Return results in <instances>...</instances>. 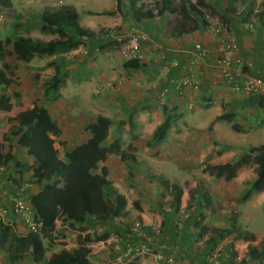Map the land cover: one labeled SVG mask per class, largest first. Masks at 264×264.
Returning a JSON list of instances; mask_svg holds the SVG:
<instances>
[{"label": "crops", "instance_id": "obj_1", "mask_svg": "<svg viewBox=\"0 0 264 264\" xmlns=\"http://www.w3.org/2000/svg\"><path fill=\"white\" fill-rule=\"evenodd\" d=\"M46 1L50 4L44 7V10H55L61 6L73 7L78 14L79 25L89 29L96 36L90 40L91 43L89 45L79 44L75 49L63 54L65 63L67 64L64 71L67 73L63 75L59 83L57 90L59 96L56 100L46 101L42 94L43 88L39 89L38 85L35 84L37 79L42 77L41 72H45L46 75L44 77L47 78L52 75L53 69L50 64L45 69H42V71L36 68L39 67L38 65L30 67V73L28 72V75H23L25 79L19 77V73L16 69H13L12 71L15 74L17 83L15 82V84L7 87L0 85V93L5 91L9 94L8 90H10L14 99L21 100L25 97V100L30 102L25 103L24 100L21 102L17 100V104H15L9 94L12 108L9 111L0 110V115L1 113H7V115L12 117L18 111L28 109L32 102L46 107L59 128V135L53 138L58 140V146L57 148L55 147L56 150L62 149L61 153L57 150L58 160L62 163H64L63 154L67 150L78 143L84 142L88 138L89 133L85 129V126L89 122L94 121L98 114H102L109 119L108 137L113 135L120 138L121 148L133 156V159L129 160L131 162H144L147 158L157 161L155 155L152 154L156 153L158 149H163L167 144H169L165 150L167 153L175 156L179 154L185 155L186 157L191 148L197 149L204 144L206 151L202 155V158H200V162L203 161V156L208 157L210 152L218 149H222V153L216 157L226 156L229 151H226L228 148L226 149L225 147H233L232 150L236 149L241 144V138L243 137L253 142L249 143V146L264 145V105L259 106L257 104L260 97L235 92L230 88L228 83L221 79L215 59L219 50V39L223 34H214L212 24L209 26L205 24L204 27H200L189 33L177 35L174 31V20H177V13L171 14L165 11L162 15H157V6L155 10H151L147 6V0ZM175 1L177 2V0ZM189 1L195 2V0ZM178 2L180 3V0ZM204 2L207 4V7H202L201 11L203 14L207 13L219 20L220 24L225 26L234 37L237 45V55L243 62L242 69L249 75L260 76L264 79V28L261 26L262 21H259L258 15L260 10H262L264 0H204ZM139 9L143 12L148 11L153 16L135 19ZM106 12L111 13L107 14ZM249 24H251V28H248ZM131 29H136L145 35V40L140 46L144 59L142 62H139L141 65L136 69L129 68L126 64L130 60L123 58L119 53ZM109 31H114L117 37L122 38V42H117L115 38L108 36L107 33ZM113 40L117 44H111L114 46L111 49L109 48L111 45L106 44ZM195 43L200 44V51L193 49ZM103 48L106 49L103 50ZM48 58L51 60L53 57ZM5 59L6 57L4 61L8 63ZM34 59L37 58L34 57L27 63H33ZM172 61H177L178 65L170 68L168 71H164L163 67ZM187 78H189L190 82L182 84ZM194 82H197V88H193L192 83ZM15 93L16 95L14 96ZM163 105L168 109L175 108L174 113L181 114V117L175 121L167 132L166 138L161 143L155 146H148L147 140L152 131L163 122L161 109ZM143 106L147 108L141 110L140 107ZM132 107H136L139 110L133 114L132 118L128 119L127 116L131 112ZM194 107L197 109L194 110ZM10 112L12 114H8ZM223 112L232 113L234 121L244 129L243 132H235L237 133L236 138L239 137L237 145L221 146L220 144L221 139L224 138L222 133L226 134L229 138H235L230 137L231 133L229 129L222 132L225 128L224 126L230 125L229 123L222 120L214 121L215 117ZM205 116H210V119L206 121ZM119 120L125 121L119 124ZM6 122V119L0 117L1 127H8L9 123ZM211 122H213L211 132L210 134H205L204 132L206 128L208 129ZM220 122L226 124H220ZM130 131L135 134V137L131 140L124 139ZM200 131L203 133L200 136H196V132ZM259 131H262V139L259 137ZM6 137L3 141L0 140V161L5 162V171L0 180V197L10 191L8 182L10 181L9 175L12 173V160L22 159L23 161H31L26 155L25 150L16 146L12 136L7 135ZM258 140L260 141L258 142ZM10 141L12 142L11 144L9 143ZM216 141L219 143L217 145L219 148L213 145L216 144ZM222 141L224 142V140ZM129 142L133 148L127 150L126 145ZM145 148L150 149L149 154H145ZM7 153L13 157L7 159ZM216 157L211 159L213 160ZM233 158L227 159V161H231ZM191 160H194V157ZM208 161L210 160H206L200 166L201 171L206 163H210ZM103 165L108 170L107 178L112 183V186L118 193L127 198L126 210L128 218H137L135 221L141 222L145 227L158 226V233L156 235L158 245L169 242V237L160 233L162 215L160 214V220L158 217L156 219L155 217H147L144 205L138 198L139 192L135 190L137 184L132 182L137 177L133 174L132 170H128V161L121 160L117 155L112 154L99 163V166ZM255 167L254 164H249L237 169L235 176L231 179V181L238 179L239 182H235L236 189L239 188V184H244L245 187L246 183L254 178ZM206 174L202 172L201 175ZM128 182L134 183L133 186L127 187ZM37 188L38 185L34 184L25 188V191L27 193L30 191L35 192ZM134 197L138 198L140 209H135L132 206L131 202ZM244 204L247 205L246 209L240 207L237 210L236 216L238 215V218H236L235 225L238 228L237 222L240 215H244L246 219H249L250 212H252L250 209L257 206L262 207L264 204V189L251 194L244 201ZM180 205L182 204L180 203ZM172 209L173 207L166 208L164 211L169 212ZM206 209V205L203 203L201 211L203 213L207 210L211 212V214H207L204 218V224H207V227L219 226L226 228L228 226L227 218L219 221L212 217L214 212L213 207L210 206ZM185 224L186 220H183L182 226H185ZM128 227L130 228V226ZM68 231L72 232L71 236L76 235L77 238H81L79 243L74 247L75 249L85 245L90 249V254L100 250V241L93 242L95 243V247H90L92 242L84 243L82 240L84 233L90 232L91 229L80 231L79 225H68L65 227L64 234ZM248 234H253L255 238L257 237L252 231H248ZM179 235L181 236V233ZM109 237L105 240H108ZM205 237L206 235L203 239ZM228 237L231 236L229 235L219 242L222 244V252L225 253L224 248L226 245L232 244L231 251L235 252V255L240 256V258H244L246 250L241 254L238 246L241 249L246 248L249 244H252V241L245 240L244 244L238 245L239 243L237 242H241V239L236 241L233 237L230 239ZM134 240L137 241V237ZM134 240H132L133 243L135 242ZM54 244L56 243L49 246L52 250L48 251L47 249L44 258L38 262L33 261L28 254L18 262H10L7 260L6 253L0 251V264H44L46 259L54 253H61ZM166 247L169 249L171 245H167L164 248ZM123 248L120 252L115 253L116 256H114V253L108 256L111 258V264L115 263L113 261L119 256ZM197 249L194 248L192 251L197 252L195 251ZM168 252H171V250ZM100 258L99 256L88 255L90 262L104 264V260ZM225 259L230 258L222 257L220 264L232 263H227ZM180 260L181 264H189L185 258V254L181 255ZM191 264H194V262H191ZM246 264L251 263L247 260Z\"/></svg>", "mask_w": 264, "mask_h": 264}, {"label": "trees", "instance_id": "obj_2", "mask_svg": "<svg viewBox=\"0 0 264 264\" xmlns=\"http://www.w3.org/2000/svg\"><path fill=\"white\" fill-rule=\"evenodd\" d=\"M12 6L11 0H0V9ZM170 0H158L157 15H162L165 11L177 13V24L174 31L177 35L189 33L200 27H204L202 7H207L204 0H180L179 10L170 7ZM118 8V4H117ZM107 14L111 12H106ZM264 3L259 12V21L264 28ZM152 13L139 9L135 19L151 17ZM39 31L43 34L55 35L56 38L50 40L34 39L24 35L6 36L0 39V85L7 87L15 84L16 77L11 70L10 64L4 61L7 53H10L17 61L29 62L34 57H53L49 64L53 69L52 75L46 80L42 89L43 98L46 101H53L58 98L59 83L66 71L64 53L75 49L79 44L89 45L90 40L95 38V34L89 29L83 28L78 23V14L71 6H61L55 10H43L39 14ZM117 42L114 40L106 45ZM105 45V46H106ZM9 47V48H8ZM129 68L136 69L141 63L132 59L126 64ZM260 77V76H259ZM263 79L262 77H260ZM264 80V79H263ZM17 83V82H16ZM16 93L14 94V96ZM258 96L259 106L264 105V97ZM147 107H140L141 110ZM11 109L10 95L2 91L0 93V110L8 111ZM163 122L157 126L147 140L148 146H155L161 143L171 129L172 125L181 114H175V108L168 109L165 105L161 107ZM139 110V109H138ZM132 107L127 116L132 118L138 111ZM225 121L230 124L234 132H243L244 129L238 125L233 114L223 112L215 117L214 121ZM125 120H119L122 124ZM109 119L98 114L94 121L89 122L85 129L88 130V138L78 143L63 154L64 163L58 160L57 150L54 146L55 139L59 135V128L56 121L51 117L49 111L43 105L32 102L30 107L18 111L9 118L7 131L13 137L14 143L20 149H24L31 161L22 159L12 160V173L9 175L10 189L12 185L29 183L37 184L35 192L23 191L24 198L30 204L35 219L41 222V234L23 233L16 234L11 227L0 222V249L6 253L7 260L18 262L25 255H30L33 261H41L47 249L43 244L42 237L48 238L49 245L54 241L64 238L66 226L79 225L80 231L91 229L85 232L82 240L84 243L96 242L107 239L111 234L117 236L118 244L124 247L126 243L131 246L140 241L141 237L130 231L128 227V214L126 210L127 198L118 193L107 178L108 170L106 166H99L108 155H117L121 160H131L133 156L121 148V140L118 136L108 137ZM211 122L208 129H211ZM135 134L131 132L130 138ZM133 146L129 142L126 149L130 150ZM222 149L210 152L208 158L219 156ZM8 158L11 159L9 153ZM5 165V162H0ZM254 164L255 176L246 183L242 189L239 200H247L251 194L264 189V145L249 146L245 152L238 155L231 161H223L219 164L206 163L202 172L209 175L221 177L224 181H230L236 174L238 168ZM157 184L172 196L173 209L169 212H160L162 215L160 233L169 237V242L163 245H171L168 249L172 251L175 244L180 245L181 252L179 258L185 254L189 264H206V258L214 249L215 245L229 235L234 239L241 237L239 228L236 227V220L230 216L227 219L226 228H208L204 223L202 204L208 200V195L198 184L189 192L190 202L187 209H191L186 219L185 226L176 228L177 210L180 205L182 187L179 183L164 177H157ZM9 189V190H10ZM135 209H140L139 200L134 197L131 202ZM57 223V224H56ZM102 227L100 230L99 228ZM141 231L149 233L150 227H141ZM212 231L206 239L203 237L208 231ZM209 231V233H210ZM181 233V236L179 235ZM179 235V236H178ZM133 236V237H132ZM163 239L165 240V237ZM249 241H254L253 234L245 233ZM137 237V241L134 239ZM132 240L135 242L133 243ZM177 240V241H176ZM203 240V245L193 252L194 244ZM158 243V242H157ZM163 243V242H161ZM123 248V249H124ZM232 244L226 245L222 252V257L227 263H231L235 252L231 251ZM196 249V248H195ZM90 249L85 245L79 248L54 253L44 264H97L90 262L88 255ZM163 252L167 253L166 248ZM116 256V254H114ZM264 264V237L259 241V247L248 245L245 257L241 258L240 264ZM196 262V263H195ZM115 264H134L126 258Z\"/></svg>", "mask_w": 264, "mask_h": 264}, {"label": "rangeland", "instance_id": "obj_3", "mask_svg": "<svg viewBox=\"0 0 264 264\" xmlns=\"http://www.w3.org/2000/svg\"><path fill=\"white\" fill-rule=\"evenodd\" d=\"M178 1L179 0H177V2L175 0H170L171 7L178 9L180 5ZM157 2H158L157 0H147V6L151 8V10H155L157 6ZM49 4L50 3H47L46 0H12L11 7L0 9L3 13L2 18H0V39L4 40L6 36L15 35V34L29 36L31 38L41 39V40H47V39L50 40V39L56 38L55 35L43 34L39 31V21H38L39 17L38 16L44 10V7H47ZM174 21H175L174 24L176 26L177 20H174ZM109 48L112 49L114 48V46L111 45V47L109 46ZM104 49L106 48H103V50ZM5 60L8 61V64H10L11 70L16 69V71L19 73V77H22V79H25L24 76L30 73L29 71L30 67L32 66L34 67V65H38L39 67H36V68H39V71H42V69H45V67L48 66L50 62L49 61L50 59L48 57H45V58L34 59L33 63L31 62L23 63V62L16 61V59L10 53L6 54ZM41 75L42 77L38 78L37 82L35 83L36 85H38L37 87L39 89L43 88L45 81L48 79L47 77H44L46 75L45 72H41ZM8 91H9V94L11 95L12 94L11 91L10 90ZM11 99L14 100L15 104H17V100L19 102L24 100L25 103L30 102V101L25 100V97L21 100L20 99L16 100L11 95ZM196 109L197 108L194 107V110ZM8 114H12V112ZM0 117H3L4 119H6L7 120L6 123H9V118L11 116L7 115V113H1ZM209 119H210V116H207V117L205 116L206 121ZM222 123L224 122H220V124ZM224 127L225 128L222 130V132L228 131L229 129V132L231 133L230 137H235V138H229L226 134L222 133L224 138L221 139L220 141L221 146L237 145L238 140H239V137L236 138L237 133L233 132L230 129V125H225ZM7 128L8 127L0 128V140L1 141L7 138L6 137L7 135L9 136ZM210 132H211V129L209 131V129L206 128L204 133L210 134ZM129 133H127V137H124V139L131 140ZM201 133L203 132L201 131L196 132L197 134L196 136H200ZM258 134H260L259 137L260 139H262V131H259ZM112 136H109V138H112ZM222 140H224V142ZM259 141L260 140H258V142ZM9 143L11 144L12 142L10 141ZM249 143H253V142L250 139L243 137L241 138V144H239V147L236 148L237 150L236 149L232 150L233 147H225L226 149L228 148L226 151H229V153H227L226 156L216 157L213 160L209 159L206 156L205 157L203 156V161L201 162L199 160L200 158H202V155L206 151V147L204 144L201 147H198L197 149L191 148V151H189V153L187 154V157L185 155L183 156L180 154L178 156H175L170 153L171 154L170 155L169 153L165 151L166 148H168L167 146H169V144H167V146H165L163 149L161 150L158 149L156 153L152 154V155H155V157L157 158V161H154L151 158H147L146 161L139 162V163L138 161L131 162L128 160V166H127L128 170H132L133 174L137 177L136 179H134L135 181H133L132 179L131 180L132 182H135L137 184V187L135 190H138L137 192H139L138 198L140 202L144 205V210H145V213L147 214V217L148 218L155 217V219L156 217H158L160 220V217H161L160 212H164V209L172 207V200H173L172 196L169 193H166V191L162 189L156 182L157 177H164L171 181H175L179 183L180 186L182 187V195L180 198V203L182 205H179L177 213L174 212L176 216V221L179 218L180 210H184L185 212H188V213L190 212L191 209H187V204L190 202L189 192L192 191L194 187L198 184L201 185L202 187L201 189H203V191L206 192L209 197L208 200L204 202L206 205V208L208 209L210 206L214 208L212 217L221 221V220H225L226 218L228 219L230 216H232L236 220V218H238V215L236 216L237 210L240 207L243 209H246V206H247L246 204H244V201L239 200V195L244 187V184H239L238 185L239 188L236 189L235 182L236 183L239 182L238 179H235V181L230 180L226 182L221 177L211 176L207 174L201 175L202 171H201L200 166L204 164L206 160L208 159L210 160L208 162L212 164H216L219 162L227 161V159H230L232 157L236 158L242 152L246 151L247 148L245 147L249 146ZM213 145L216 146V148H219L217 146L219 145L217 141H216V144H213ZM54 146L57 148L58 140H55ZM57 150L59 153L62 152L61 148ZM149 151L150 149L145 148V154H149ZM192 157H194V160H191ZM133 184L134 183L128 182L127 187H131L133 186ZM128 197H129V194H128ZM250 210L252 212H250L249 219H246L244 215L239 216L237 225L239 226V231L241 232L242 235L241 237L235 240L238 241L239 239H241V242H237L239 243L238 245H241V243L244 244L245 240H248V238L245 236V233L248 234V231H252L257 235V237L255 238L254 241H252V244H249V245L259 247V241L261 240V238H263V235H264V204L262 205V207L257 206ZM204 213H203L204 216H207V214L209 213L211 214L209 210H207L206 212L204 211ZM135 220H137V218L135 217L130 218L129 219L130 222H128V226H131ZM208 224H211V223H208ZM208 228H211V226ZM217 228H219V226H217ZM18 230L22 231L23 229L19 227ZM209 231L207 232L205 239L209 235H211V233H213L212 231H210L209 233ZM71 233L72 232L68 231L66 234H64V238L54 241V243H56L54 244V246L57 248V250L61 252L66 249H72L76 246V244L79 243L81 238L80 239L77 238L76 235L71 236ZM230 236L233 237L232 234ZM259 236L261 237L260 239H259ZM231 237H228V239H230ZM108 240H107L106 246H104L102 249L96 252H93V254H89L92 256L94 255L99 256V258L101 257L100 259L104 260L105 262L104 264H111V261H110L111 258H109L108 256L113 253L115 254L116 252L118 253L122 249L120 247V244H118L117 236H115V234H112ZM42 241H43V244L45 245V248L48 249V251L52 250L49 247L50 245L48 243V238L42 237ZM203 242H204L203 240H200L199 242H196L193 247L197 249L199 248V246L203 245ZM246 248L241 249V247L238 246V250L241 254L245 252ZM166 250L168 254H171V252H168V247H166ZM0 251H3V250L0 249ZM161 253L163 255L167 254V253H164L163 251ZM133 262H135L134 264H151L152 256L146 255V254L140 255L134 258Z\"/></svg>", "mask_w": 264, "mask_h": 264}, {"label": "built area", "instance_id": "obj_4", "mask_svg": "<svg viewBox=\"0 0 264 264\" xmlns=\"http://www.w3.org/2000/svg\"><path fill=\"white\" fill-rule=\"evenodd\" d=\"M2 11L0 10V18H2ZM203 18L206 25H213V33L216 35L223 34L219 39V50L215 59L216 67L220 74L221 79L228 83L230 88L235 92H241L246 95H261L264 97V80L260 77L247 74L243 69V62L237 55V45L232 34L227 30L225 26L220 24V21L210 16L207 13L203 14ZM251 28V24L248 25ZM108 36L115 38L117 42H122V38L115 35L114 31H109ZM145 40V35L136 30L131 29L128 33L125 44H123L119 50L120 55L125 59H136L142 62L144 55L141 51V43ZM193 49L200 51L201 46L198 43L193 45ZM178 65L177 61H172L163 67L164 71L170 70V68ZM189 78L182 84L189 83ZM193 88H197V82L192 83ZM5 166L0 163V180L3 177ZM10 184V181L8 182ZM9 192L0 197V222L12 228L16 234L23 233H36L41 234V222L35 219L33 210L27 200L24 198L23 191L25 188L30 187L29 183H22L20 185H12ZM189 213L184 210H180L179 218L176 221V228L179 229L182 226V221L188 217ZM20 226H19V225ZM21 227L23 230L19 231L17 227ZM141 227H145L141 222L135 221L130 226V231L136 233L141 237L140 241L131 246L130 243H126L125 248L116 257L115 263L122 259L134 261V258L140 255H151V264H181L179 256L181 247L175 244L172 248L171 254L163 255L161 250L164 245H158L156 235L158 233V226H150V233H146L140 230ZM199 242V241H197ZM107 240L99 242L100 249L106 246ZM196 243V242H195ZM90 247H95V243H91ZM222 254V244L217 243L214 249L209 253L206 258V264H220ZM240 256L235 255L231 264H240ZM114 263V264H115Z\"/></svg>", "mask_w": 264, "mask_h": 264}]
</instances>
